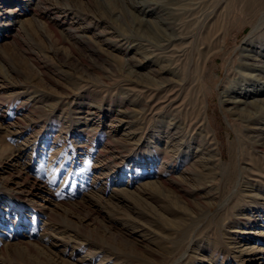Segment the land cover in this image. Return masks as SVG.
Segmentation results:
<instances>
[{"label":"rangeland","instance_id":"1","mask_svg":"<svg viewBox=\"0 0 264 264\" xmlns=\"http://www.w3.org/2000/svg\"><path fill=\"white\" fill-rule=\"evenodd\" d=\"M250 2L0 0V264H264V146L224 102L264 104V40L240 67L264 34ZM167 20L200 51L218 21L223 47L170 67ZM213 143L230 184L188 169Z\"/></svg>","mask_w":264,"mask_h":264},{"label":"bare ground","instance_id":"2","mask_svg":"<svg viewBox=\"0 0 264 264\" xmlns=\"http://www.w3.org/2000/svg\"><path fill=\"white\" fill-rule=\"evenodd\" d=\"M237 1V0H236ZM243 1V0H242ZM194 2V1H193ZM229 2V1H228ZM227 2V3H228ZM235 2V1H234ZM247 2V1H246ZM263 2H264V0H253V2L251 3V5L250 6H254V8L255 7H258V6H262L263 5ZM187 3V2H186ZM208 3V2H207ZM230 3V2H229ZM240 3V2H239ZM243 3H245V2H243ZM249 3V4H250ZM198 4V3H197ZM210 4V3H209ZM212 4V3H211ZM210 4V5H211ZM242 4V3H241ZM248 4V5H249ZM230 5V4H229ZM232 5V4H231ZM243 6H244V4H242ZM166 6V5H165ZM181 6V5H180ZM183 6H184V4H183ZM182 6V7H183ZM191 6H193V5H191ZM190 6V8H194V9H192L193 10V12H195V11H197L198 9L199 10H201L202 9V7H203V4L201 5V4H199V6H196V7H191ZM234 6V5H233ZM235 6H236V4H235ZM205 7H206V5H205ZM226 7H227V5H226ZM231 7V6H230ZM238 7V6H237ZM237 7H236V9H237ZM239 7H240V5H239ZM238 7V8H239ZM216 8V5L215 6H213V14L212 15H208L207 14V19L208 18H210V20H212L213 19V16L215 15V10H219V9H215ZM224 8V6L222 7V9ZM243 8V7H242ZM264 8V7H263ZM211 9V8H210ZM228 9H230V8H228ZM260 9V8H259ZM153 10V9H152ZM180 10V9H179ZM189 10H191V9H189ZM206 10V9H205ZM224 10V9H223ZM226 10H227V8H226ZM244 10V9H243ZM253 10V9H252ZM258 10V9H257ZM173 11V10H172ZM236 11V10H235ZM234 11V12H235ZM256 11V10H255ZM254 11V12H255ZM261 11V10H260ZM192 12V13H193ZM201 12V11H200ZM225 12V11H224ZM224 12L223 11H221V13H223V16H224ZM171 13V12H170ZM182 13V12H181ZM187 13V12H186ZM227 13V12H226ZM236 13V12H235ZM245 13V12H244ZM251 13V12H250ZM261 13V12H260ZM264 13V12H263ZM167 14V13H166ZM199 14V13H198ZM203 14V13H202ZM233 14V13H232ZM239 14V13H238ZM255 14H258V13H255ZM185 15V14H184ZM191 15V14H190ZM194 15V14H193ZM205 15V14H204ZM222 15V14H221ZM236 15V14H235ZM181 16V15H180ZM186 16H188V15H186ZM240 16V15H239ZM243 16V15H242ZM201 17V16H200ZM205 17V18H206ZM236 17V16H235ZM256 17V16H255ZM229 18V17H228ZM250 18V17H249ZM253 18V17H252ZM262 18V17H261ZM206 19V20H207ZM215 19V18H214ZM217 19V18H216ZM241 19V18H240ZM262 19H264V17L262 18ZM221 20V19H220ZM237 20H239V19H237ZM236 20V21H237ZM251 20V19H250ZM253 20V19H252ZM260 20V19H259ZM195 21V20H194ZM204 21V20H203ZM231 21V20H230ZM242 21V20H241ZM248 21V20H247ZM254 21V20H253ZM257 21V20H256ZM196 22V21H195ZM222 22V21H221ZM233 22V21H232ZM243 22H244V20H243ZM263 22V21H262ZM188 23V22H187ZM224 23V22H223ZM215 24L216 25H214V23L212 24V25H214V27H215V32L211 35V37H212V39H211V41L209 42V44H206L205 43V39H206V37H202V38H200L201 40H198V43L202 46V51H200L199 49H198V47H197V41H196V39L194 40V41H190V42H188L186 45H181L183 42L182 41H184V38L183 37H180V32H179V28H176L177 26H179V24L176 26L173 22H169L168 20H167V26H166V29H169L170 31H171V34H172V36H174V37H172L171 38V42H168V46H167V48L166 49H164L163 47H162V49L160 50L161 51V54L162 53H164L165 54V56L164 57H162V58H164L165 59V61H167L168 63H169V65H170V67L171 66H173V65H175L174 67H176L177 66V64H178V62L179 61H176V62H174L173 60H174V58L176 59H178L179 60V56H177V55H179V53H180V51H182L183 52V50L184 49H186V48H190L191 50H189V52H188V54L189 53H195V56L196 57H199V58H203L204 59V56L207 58L209 55H211L212 56V54H214V53H216V51H219L222 47H223V44H224V42H225V36H226V34H225V32L224 31H222V29H221V27L220 28H218V26H219V22L218 21H215ZM231 24V23H230ZM234 24V23H233ZM260 24V23H259ZM263 25H264V23H262ZM226 25V24H225ZM232 25V24H231ZM239 25V24H238ZM243 25V24H242ZM192 26V25H191ZM196 26V25H195ZM210 26H211V24H210ZM209 26V27H210ZM217 26V27H216ZM227 26V25H226ZM202 27V26H201ZM254 27V26H253ZM252 27V28H253ZM263 27V26H262ZM204 29V28H203ZM211 29V28H210ZM225 29H226V27H225ZM256 29V28H255ZM229 30H231V29H229ZM262 31V30H261ZM194 32V31H193ZM260 32V31H259ZM200 33V32H199ZM253 33H255L254 31H252V32H250V34L247 36V38H245V40L243 41L244 43H243V45H244V47L243 48H241V49H243L242 50V54L240 55V58H241V61L242 60H245L244 62H241V64H240V67H242V68H245V70H247V71H249L250 70V67L252 66V65H254V64H248V62L247 61H249V60H252V57H250L249 55H246V54H243V52L246 50L245 48L247 47H249L250 45H253L254 43H259V41H262V40H264V34L263 33H260L259 35H255V34H253ZM182 35H183V33H181ZM197 34V33H196ZM257 34V33H256ZM189 35V34H188ZM191 36V35H190ZM199 37V36H198ZM201 37V36H200ZM263 38V39H262ZM168 39H170V38H168ZM173 40H174V42H173ZM177 40H179L177 43H175ZM259 40V41H258ZM166 41V40H165ZM182 42V43H181ZM263 42V41H262ZM176 44H179V48H177L176 49ZM162 45H165V44H162ZM181 45V46H180ZM182 46H184V47H182ZM167 49H170V51L168 50L167 51ZM248 52V51H247ZM175 53V54H174ZM176 53H178V54H176ZM159 54V53H158ZM157 54V55H158ZM190 55V54H189ZM262 55V54H261ZM161 56H163V55H161ZM255 56H256V54H255ZM261 58H264V54L262 55V56H260ZM158 58V56L156 57V59ZM186 58V57H185ZM188 58V57H187ZM255 58V57H254ZM167 59V60H166ZM258 59V58H257ZM256 59V60H257ZM184 60V59H183ZM187 60V59H186ZM259 61V60H258ZM181 62V61H180ZM186 62V61H185ZM195 62L197 63V58H196V60H195ZM172 63V64H171ZM188 64V63H187ZM167 66V65H166ZM178 66H179V64H178ZM180 67H181V65H180ZM205 67V66H204ZM185 68H187V67H185ZM198 69H200V68H198ZM262 69V68H261ZM186 70V69H185ZM194 70V69H193ZM196 70V69H195ZM161 71H163V72H169V69L167 68V67H165V68H163L162 70H160V72ZM189 71V70H188ZM198 71V70H197ZM263 71H264V69H263ZM195 72V71H194ZM199 72V71H198ZM170 73V72H169ZM196 73V72H195ZM195 73H193V74H195ZM199 73H201V71L199 72ZM233 73V72H232ZM163 74H165V73H163ZM185 74V73H184ZM192 75V74H191ZM197 75V74H196ZM246 75V74H245ZM202 76V75H201ZM148 77V81L149 82H147L146 84H151V87L152 86H158V81H156V80H154V79H151L152 77H150V76H147ZM189 77V76H188ZM198 77V76H197ZM197 77H194V78H197ZM251 77V76H250ZM163 78V77H162ZM183 78H185V77H183ZM182 78V79H183ZM201 79V78H200ZM245 79V78H244ZM160 80V79H159ZM197 80H198V78H197ZM201 81V80H200ZM199 81V82H200ZM180 82H181V84H186V83H189L190 81L189 80H185V79H183V80H180ZM229 82V81H228ZM255 82V81H254ZM137 83H139V82H137ZM198 83V82H197ZM188 85V84H187ZM179 86H180V84H179ZM153 87V88H154ZM167 87V86H166ZM165 87V88H166ZM173 87V86H172ZM175 87V86H174ZM181 87V86H180ZM230 86H229V84L228 85H225V86H223V94L225 95V94H227V95H225V97L226 96H229L228 94H229V92H227L228 91V88H229ZM159 88V87H158ZM171 88V87H170ZM201 88V87H200ZM160 89V88H159ZM186 89V88H185ZM177 90V89H176ZM168 91V90H167ZM230 91V90H229ZM251 91V90H250ZM169 92V91H168ZM254 92V91H253ZM156 93V92H155ZM199 93V92H198ZM231 93V92H230ZM243 93H244V96H246V97H248V98H253L252 99V101H240V100H232V101H230V100H227L225 97V99H224V102L225 103H227L228 102V104H230V106H231V108L229 109L230 110V112L233 114V116H235L236 118H237V120L241 123V124H243L242 125V128H243V131L245 132V137H246V139H248L249 140V142L252 144V145H255V146H260V147H263L264 146V130H262L261 128L262 127H264V122H262L263 120H262V117L261 116H264V104H260V101L258 100V99H256L255 100V98L254 97H256L257 96V94H258V91L257 92H254V93H250L249 91H246V92H244L243 91ZM154 96V95H153ZM177 98V97H176ZM176 98H174V100L176 99ZM200 102V101H199ZM205 105V104H204ZM179 111V110H178ZM203 115H204V118L202 119V121H204L206 124V127L208 128V126H207V120H206V118H205V116H206V111H204L203 112ZM173 119H174V117H173ZM174 126V124L173 123H171L170 124V127L168 128L169 130H168V132H166V134H169V135H173V134H176V135H181L182 136V133L181 132H179V131H177V129L176 128H174V130H173V132H172V127ZM180 129V128H179ZM206 130V129H205ZM208 134V133H207ZM201 137V136H200ZM172 139V138H171ZM175 140V139H174ZM211 141H213V139H211ZM175 142V141H174ZM168 146V145H167ZM174 146V145H173ZM212 146H214L213 147V149L211 148ZM179 148H180V146H179ZM199 149H201V151H200V153H203V154H206V153H208L207 154V156L209 157V158H211L210 160H208V159H206V158H203L202 159V157L201 158H199V163H193V166H192V168H188L189 169V171L191 170V171H197L198 170V166L200 165V163H201V160H203V163H204V165H203V168L204 169H201L200 167H199V172H200V177H206V179H209V178H207V174H209V172H210V168L208 169V170H206L208 167L206 166V164H208V165H210V162L209 161H211V162H214L215 161V168L218 170V171H220L221 173H219V175H217V177L221 180L222 178H221V176H223V172H225V175H226V183H232L233 182V180H234V175H233V172L232 173H230L229 174V171H231V170H233L234 169V165H232V163H233V161H232V158H233V156L231 155V154H229V157H230V160L232 161V163L228 166V165H225L224 166V164H222V162H221V160H222V158H221V153L219 152V150H217V147H216V145L213 143V144H210V146L208 147H200ZM212 151H215V153H213ZM259 151V150H258ZM199 152V151H198ZM177 154V153H176ZM219 155V156H218ZM165 156V160L167 161L169 158H170V155H168L167 153H166V155H164ZM163 159V160H164ZM236 159V158H235ZM168 162V161H167ZM252 171V170H251ZM227 173V174H226ZM237 173V172H236ZM247 174H250V173H247ZM256 175H258L257 174V172H255V173H253V175L252 176H256ZM199 176V175H198ZM197 176V177H198ZM257 177V176H256ZM255 178V177H254ZM209 181L210 182H212L210 179H209ZM236 183V182H235Z\"/></svg>","mask_w":264,"mask_h":264}]
</instances>
